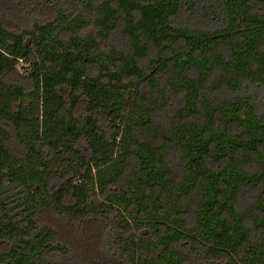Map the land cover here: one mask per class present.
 Segmentation results:
<instances>
[{"label":"trees","instance_id":"obj_1","mask_svg":"<svg viewBox=\"0 0 264 264\" xmlns=\"http://www.w3.org/2000/svg\"><path fill=\"white\" fill-rule=\"evenodd\" d=\"M0 264H264V0H0Z\"/></svg>","mask_w":264,"mask_h":264}]
</instances>
